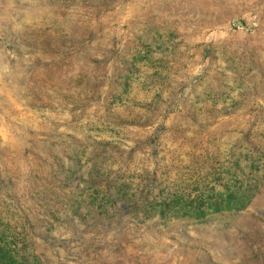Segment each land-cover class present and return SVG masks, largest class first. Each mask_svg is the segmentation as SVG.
<instances>
[{"label":"rangeland","instance_id":"obj_1","mask_svg":"<svg viewBox=\"0 0 264 264\" xmlns=\"http://www.w3.org/2000/svg\"><path fill=\"white\" fill-rule=\"evenodd\" d=\"M0 264H264V0H0Z\"/></svg>","mask_w":264,"mask_h":264}]
</instances>
